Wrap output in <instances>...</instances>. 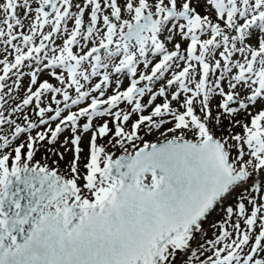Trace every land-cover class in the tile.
<instances>
[{
	"label": "snow or ice",
	"instance_id": "snow-or-ice-1",
	"mask_svg": "<svg viewBox=\"0 0 264 264\" xmlns=\"http://www.w3.org/2000/svg\"><path fill=\"white\" fill-rule=\"evenodd\" d=\"M0 264H264V0H0Z\"/></svg>",
	"mask_w": 264,
	"mask_h": 264
}]
</instances>
